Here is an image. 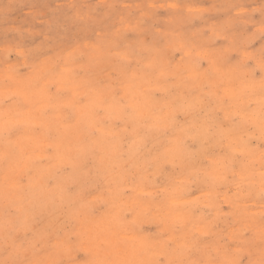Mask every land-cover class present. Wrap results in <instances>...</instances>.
I'll use <instances>...</instances> for the list:
<instances>
[{
	"label": "rangeland",
	"instance_id": "rangeland-1",
	"mask_svg": "<svg viewBox=\"0 0 264 264\" xmlns=\"http://www.w3.org/2000/svg\"><path fill=\"white\" fill-rule=\"evenodd\" d=\"M28 1L0 0V264H264L226 85L264 95V0Z\"/></svg>",
	"mask_w": 264,
	"mask_h": 264
},
{
	"label": "bare ground",
	"instance_id": "bare-ground-1",
	"mask_svg": "<svg viewBox=\"0 0 264 264\" xmlns=\"http://www.w3.org/2000/svg\"><path fill=\"white\" fill-rule=\"evenodd\" d=\"M30 1V0H29ZM28 1V2H29ZM33 1V0H32ZM39 1V0H38ZM42 1V0H41ZM40 1V2H41ZM174 1V0H173ZM148 2V1H147ZM31 3V2H30ZM38 3V2H37ZM42 3V2H41ZM44 3V2H43ZM149 3V2H148ZM15 4V3H14ZM33 4V3H32ZM178 4V3H177ZM36 5V4H35ZM38 5V4H37ZM33 6V5H32ZM41 6V5H40ZM58 6H59V4H58ZM55 7V6H54ZM177 7V6H176ZM13 8V7H12ZM74 8V7H73ZM142 10H144V9H142ZM192 10V9H191ZM14 11V10H13ZM65 11V10H64ZM64 11H62V12H64ZM67 11V10H66ZM3 12H5V10L3 11ZM2 11H1V13H3ZM11 12V11H10ZM53 12V11H52ZM55 12V11H54ZM32 13V12H31ZM57 13V12H56ZM59 13V12H58ZM65 13V12H64ZM146 13V12H145ZM148 13V12H147ZM20 14V13H19ZM70 13H68V15H69ZM144 14V13H143ZM165 14V13H164ZM54 15V14H53ZM66 15V14H65ZM80 15V14H79ZM227 15V14H226ZM26 16H28V15H26ZM48 16V15H47ZM63 16V15H62ZM62 16H61V18H62ZM75 16H77L76 14H75ZM5 17H7V16H5ZM30 17H32V16H30ZM44 17V16H43ZM55 17H57L56 15H55ZM166 17V16H165ZM164 17V18H165ZM8 18V17H7ZM16 18V17H15ZM50 18V17H49ZM69 18V17H68ZM67 18V19H68ZM82 18V17H81ZM168 18V17H167ZM2 19H4V18H2ZM6 20V19H5ZM16 21V20H15ZM44 21V20H43ZM52 22H54V21H52ZM75 22V21H74ZM78 23V22H77ZM80 23V22H79ZM51 24V23H50ZM68 24L70 25V22H68ZM76 24V23H75ZM30 25V24H29ZM28 25V26H29ZM80 25V24H79ZM195 25V24H194ZM61 26V25H60ZM67 26V25H66ZM75 27H76V25H74ZM196 26V25H195ZM27 27V26H26ZM62 27V26H61ZM47 28V27H46ZM46 28H45V30H46ZM51 28V27H50ZM49 27H48V29H50ZM60 28V27H59ZM70 28V27H69ZM104 28V27H103ZM163 28V27H162ZM161 28V29H162ZM72 29V28H71ZM20 30V29H19ZM51 30V29H50ZM6 30H4V31H2V32H5ZM14 31H16V30H14ZM49 31V30H48ZM52 31H53V29H52ZM58 31V30H57ZM56 31V32H57ZM63 31V30H62ZM69 31V30H68ZM71 31V30H70ZM8 32V31H7ZM13 32V31H12ZM17 32V31H16ZM50 32V31H49ZM106 32V31H105ZM55 33V32H54ZM64 33H65V31H64ZM103 33V32H102ZM98 34V33H97ZM217 34V33H216ZM18 35V34H17ZM61 35V34H60ZM100 35H101V33H100ZM54 36H56L55 34H54ZM60 37V36H59ZM62 37V36H61ZM87 37V36H86ZM95 37V36H94ZM26 38V37H25ZM50 38V37H49ZM52 38V37H51ZM56 38V37H55ZM72 38V37H71ZM84 38H85V36H84ZM230 39H232V37H229ZM90 40L92 39V38H89ZM21 40V39H20ZM85 40H86V38H85ZM17 41V40H16ZM92 41H93V39H92ZM95 41H96V39H95ZM163 41V40H162ZM4 42V41H3ZM8 42V41H7ZM220 42H221V40H220ZM19 43V42H18ZM93 43V42H92ZM91 43V44H92ZM1 44V43H0ZM90 44V45H91ZM14 45H16V43L14 44ZM17 45H19V44H17ZM89 45V46H90ZM94 45V44H93ZM193 45V44H192ZM191 45V46H192ZM88 46V45H87ZM228 47H229V45H228ZM224 48V47H223ZM242 48V47H241ZM249 48V47H248ZM253 48V47H252ZM226 49V48H225ZM254 49V48H253ZM259 49H261V48H259ZM198 50V49H197ZM241 50V49H240ZM243 50V49H242ZM262 50V49H261ZM31 50H29V52H30ZM252 51V50H251ZM245 52V51H244ZM243 52V53H244ZM247 53H249V52H247ZM246 53V54H247ZM251 53V52H250ZM37 55H38V51H37V53H36ZM245 54V55H246ZM238 56V55H237ZM253 56H254V54H253ZM234 57H236V55L234 56ZM256 57V56H255ZM262 57V56H261ZM264 57V56H263ZM258 58V57H257ZM256 58V59H257ZM260 58V57H259ZM261 59V58H260ZM252 60H254V59H252ZM251 60V61H252ZM258 62H260V60L258 61ZM262 63H263V61H261ZM260 62V63H261ZM256 63V62H255ZM254 65V64H253ZM231 76H229V78H230ZM236 78V75L235 76H233L232 77V80H226V85H227V88H229V89H233V88H238V90L239 91H241L242 93H243V95L244 96H246V97H248L247 99L248 100H256V103L255 104H253L252 105V107L250 108V110H251V112H247V110H249V109H245V117H248V119L249 120H251V123L252 124H254L257 128H259L260 130H264V115L261 117V118H258L257 119V121H256V116H254L253 114L256 112L255 111V107H257L259 104H260V102H261V99H263L264 98V95H262L260 92H259V90H257V89H255V87H251L250 86V84L249 83H240L239 81H236V80H234ZM262 81V84L264 83V80H261ZM153 96V95H152ZM159 97V96H158ZM251 106V105H250ZM224 110H226V108H224ZM256 115V114H255ZM236 124H234L233 126H235ZM230 129H232V126L230 127ZM198 131H199V133L201 134V135H203L204 134V131L202 130V129H198ZM231 133V132H230ZM227 137H230V134L228 133L227 135H223L222 137H221V139L222 140H227ZM225 140V141H226ZM264 143V142H263ZM231 146V145H230ZM238 149H239V147H237ZM237 148L235 147V150H237ZM243 149H244V146H243ZM246 154L247 155H245V153H244V151H243V156H248V157H250V158H246V160L247 161H249V160H251L250 161V164L249 163H247L248 165H250V167H247V168H245V170H247L248 172H250L251 174H253V173H257V170H258V172H259V170H260V167L262 166L263 168H264V150L263 151H259L258 149H257V147H251V149H249L247 152H246ZM239 155V154H238ZM240 158V157H239ZM257 165V166H256ZM244 168V167H243ZM245 180V179H244ZM238 182V181H237ZM238 183H240V181L238 182ZM256 185V183L253 181V187ZM242 188V187H241ZM241 191L242 192H239V194L243 197L244 195H246L247 193H252V192H248V191H244L243 189H241ZM250 191V190H249ZM253 195H254V192L252 193ZM252 217H249V219H251Z\"/></svg>",
	"mask_w": 264,
	"mask_h": 264
}]
</instances>
